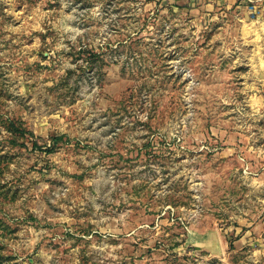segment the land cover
<instances>
[{
	"label": "rangeland",
	"instance_id": "374dc122",
	"mask_svg": "<svg viewBox=\"0 0 264 264\" xmlns=\"http://www.w3.org/2000/svg\"><path fill=\"white\" fill-rule=\"evenodd\" d=\"M0 264H264V0H0Z\"/></svg>",
	"mask_w": 264,
	"mask_h": 264
}]
</instances>
